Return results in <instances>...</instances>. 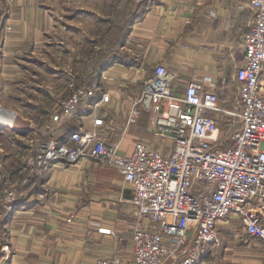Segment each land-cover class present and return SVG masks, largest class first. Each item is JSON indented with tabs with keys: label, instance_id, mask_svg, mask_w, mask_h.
I'll return each instance as SVG.
<instances>
[{
	"label": "crops",
	"instance_id": "crops-1",
	"mask_svg": "<svg viewBox=\"0 0 264 264\" xmlns=\"http://www.w3.org/2000/svg\"><path fill=\"white\" fill-rule=\"evenodd\" d=\"M64 1L76 6L83 2L60 0L57 8L62 11L67 8ZM1 3L0 75L5 66L7 69L8 53L18 51L29 40L34 43L42 40V27L47 20L41 17V12L52 11L51 5L34 0H15L8 5V11ZM142 7L122 45L136 63L114 62L98 77L102 93L108 95L106 101L93 109L91 103L101 98L98 93L81 102L85 103L84 112L54 122L51 111L70 89L62 86L57 91L48 90V119L53 129L58 130L56 137L65 133L68 138L73 131L94 129L106 143L117 141L120 154H126L131 146L133 149L138 140L155 147L158 139L150 125V111L143 110L132 124L126 125V117L143 80L158 63L177 73L180 89L194 75L210 76L221 104L232 107L236 94L233 76L242 63V37L253 16L250 0H145ZM12 74L21 76V71L3 75V81L0 78V94ZM259 84L264 90V66ZM59 94L61 97H57ZM89 111L93 114L87 118L84 114ZM95 116L103 119L102 125L95 127ZM1 118L14 121L11 117ZM126 137L131 143L123 146ZM39 175L44 176L37 192L26 196L22 206L10 216L7 250L0 264H94L96 258L111 255L115 250L121 257L120 264H135L130 240L131 191L117 169L83 156L76 162H52ZM234 219L240 224L235 217L229 220ZM101 228L111 232L104 233ZM233 228L229 223L231 237L221 238L224 240L221 249L219 243L209 245L204 256L219 250L220 264H264L260 240L242 228V233Z\"/></svg>",
	"mask_w": 264,
	"mask_h": 264
},
{
	"label": "built area",
	"instance_id": "built-area-1",
	"mask_svg": "<svg viewBox=\"0 0 264 264\" xmlns=\"http://www.w3.org/2000/svg\"><path fill=\"white\" fill-rule=\"evenodd\" d=\"M250 5L253 16L242 37L243 60L233 76L232 107L221 104L210 76L194 75L180 89L177 73L158 63L143 80L126 117L128 125L143 110L150 111L158 139L155 147L138 140L131 154H120L117 141L106 143L96 130H80L69 135L70 143L56 136L42 140L29 159L35 166L33 175L45 173L52 162H76L83 156L117 169L131 191L135 264H203L207 246L219 242L218 225L233 217L264 248V90L259 84L264 66V0H250ZM101 87L99 78L72 87L54 105L52 121L73 114L81 101L101 93L91 103L97 108L108 99ZM93 124L100 126L103 119L95 116ZM7 168L9 181L17 168ZM15 190L10 187L5 198L14 200ZM120 262L115 250L96 258L94 264Z\"/></svg>",
	"mask_w": 264,
	"mask_h": 264
},
{
	"label": "rangeland",
	"instance_id": "rangeland-1",
	"mask_svg": "<svg viewBox=\"0 0 264 264\" xmlns=\"http://www.w3.org/2000/svg\"><path fill=\"white\" fill-rule=\"evenodd\" d=\"M34 1L49 4L52 8L47 14L44 10L41 12V17L47 20L42 27L43 38L35 43L29 40L18 51L8 53L7 60L5 59L8 70L5 66L3 74L0 75L3 81V75L7 77V73L21 71V76L12 74L11 78L9 77L11 80L5 81L10 85L6 84L5 90H1L0 94V109L10 113L15 126L8 129L11 126L0 124V194L7 206L13 203L12 199L5 198L7 190L10 187L16 188L14 195L16 198L24 192L30 178L35 176L32 174L35 166L29 164V159L36 155L39 143L57 134L58 130L53 129V123L49 121L50 118L48 119V90L57 91L62 86L76 85L77 75L83 72L88 59L90 60L91 55L95 53L96 46L90 44V40L98 38L105 25L111 23L107 20L116 17L117 8H120L125 0H83L79 6L64 1L69 8L64 11L57 8L60 0ZM0 2L6 11L9 9L8 5L13 4L4 0ZM11 8L14 9L12 6ZM57 97H61V94ZM92 114L93 112L89 111L84 116L90 118ZM130 143L126 137L123 146ZM132 150L131 146L126 154H131ZM21 164L22 166L16 170V175L8 181L5 178V169ZM24 179L27 182L21 185ZM229 223L233 229L241 231L238 220H228L218 225L219 238L231 237L230 230L227 229ZM4 246L6 239L0 241V258L4 255L2 250ZM202 260L207 261L206 264H218L219 252L208 254Z\"/></svg>",
	"mask_w": 264,
	"mask_h": 264
},
{
	"label": "trees",
	"instance_id": "trees-1",
	"mask_svg": "<svg viewBox=\"0 0 264 264\" xmlns=\"http://www.w3.org/2000/svg\"><path fill=\"white\" fill-rule=\"evenodd\" d=\"M144 1L145 0H138V2L136 0H125L122 2L120 8H117L115 18L111 17L108 20L104 19L105 21L107 20L111 23L105 25L102 32L98 34L97 39L90 40V44H95L96 46L95 53L91 55L90 60L88 59L83 72L77 75L78 80L75 86L87 84L89 81H91V79L98 78L100 72L114 62H120L126 65L136 63L129 52L125 49H122V45L130 30L131 24L136 18V15L141 14ZM71 88L72 87H69V89ZM86 103H90V101ZM83 104L85 103L83 102L79 104L78 108L74 111L75 114L76 112H84L85 109L82 107ZM85 108H88V106ZM67 136L68 134L64 133L60 136V138H58V140L60 142L69 143L70 140H68L69 137L67 138ZM19 166H22V164L14 167H8L7 169L8 171H11L12 169H15ZM43 176L44 175H38L36 177L32 176L29 180V183L27 184V187L24 189V192L20 193L9 206L6 205L7 203L3 201V198L0 194V241L6 239L7 242L8 223L12 212L18 207L22 206L21 202L26 200V196L37 192L38 183L41 181ZM223 241V239L219 238L220 249L222 248ZM218 264H220V262H218Z\"/></svg>",
	"mask_w": 264,
	"mask_h": 264
},
{
	"label": "bare ground",
	"instance_id": "bare-ground-1",
	"mask_svg": "<svg viewBox=\"0 0 264 264\" xmlns=\"http://www.w3.org/2000/svg\"><path fill=\"white\" fill-rule=\"evenodd\" d=\"M2 114H3V115H2ZM0 116H1V117H4V118H6V117H11V118H13V117L10 115V113L5 112V111H3V110H1V109H0ZM1 117H0V124L8 125V126L14 127L12 121H6V120H4V119L1 118Z\"/></svg>",
	"mask_w": 264,
	"mask_h": 264
}]
</instances>
